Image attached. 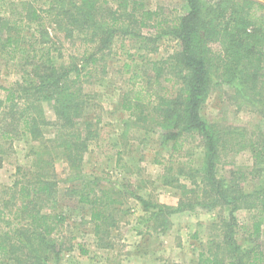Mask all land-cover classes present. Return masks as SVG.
Returning a JSON list of instances; mask_svg holds the SVG:
<instances>
[{"label": "rangeland", "instance_id": "rangeland-1", "mask_svg": "<svg viewBox=\"0 0 264 264\" xmlns=\"http://www.w3.org/2000/svg\"><path fill=\"white\" fill-rule=\"evenodd\" d=\"M11 1L20 10V0H7L8 7ZM28 1L25 19L19 24L21 30L14 33L31 39L39 20L32 21L30 16L37 9L44 19L42 30L48 31L42 40L52 50L56 64L67 65L71 60L83 63V42L68 40L63 31L53 30L52 17L46 13L51 0ZM135 1L155 12L148 27L138 28L128 15L134 4L127 8L124 4ZM2 7L0 0V10ZM103 7L106 12L128 11L126 27L137 31L135 35L119 34L98 60L97 72L81 81L89 95L85 98V120L95 122V135H89L82 163L70 168L66 161L49 153L48 143L39 146L41 140L32 139L19 125V108H0L4 121L14 122L12 127L17 130L11 132V140L0 137V202L10 200L9 188L15 182L36 181L38 175L49 172L52 192L41 193L36 208L64 217L52 234L59 251L56 264H203L213 254L229 261L232 247L226 242V233L231 222L233 238L241 246L255 245L264 253V225L259 231L255 229V223L264 218V105L253 108L237 99V87L217 85V74L203 104V116L218 125L216 179L237 206L233 212V203H222L203 174L205 141L197 130L183 131L177 137L179 150L174 151L175 141L168 140V129L155 120V114L145 111L131 117L122 105L124 93L147 88L155 64L168 70L180 49L172 26L185 12V0H108ZM227 8L231 13L238 7ZM11 15L12 19L17 16ZM209 49L222 54L217 39L209 42ZM0 69V84L16 89L31 66L1 54ZM136 73L140 77H133ZM162 83L165 87L172 84ZM0 96L5 97L4 90ZM41 105L52 120L48 129L56 132L52 104ZM82 191L97 204L81 202ZM3 204L8 216L0 222V234L10 231L11 240L16 241V220L10 215L14 208ZM97 211L102 212L100 222L92 219ZM81 248L88 253L83 254Z\"/></svg>", "mask_w": 264, "mask_h": 264}, {"label": "trees", "instance_id": "trees-1", "mask_svg": "<svg viewBox=\"0 0 264 264\" xmlns=\"http://www.w3.org/2000/svg\"><path fill=\"white\" fill-rule=\"evenodd\" d=\"M107 1L49 2L46 13L52 17L50 23L55 26L53 30H61L68 40L80 39L79 42L84 44L80 55L83 63L71 60L67 65H57L52 50L44 45L45 41L42 40L44 33L48 31L42 30L44 19L38 10L33 9L31 12L30 19H38L39 23L28 40L25 35H17L14 32L21 30L19 24L25 19L30 1L20 0L22 7L18 10L15 8L18 5L15 1H11V7H8L7 0H1L3 7L0 10V56L6 54L10 60L22 66L24 62L28 63L31 70L25 73L22 82L16 84V89L0 84V90L5 91V97L0 96V108L12 111H18L19 108V125L32 139L41 140L39 146L44 147L47 146L45 142L48 143L49 153L66 161L70 168L80 166L84 158L83 153L88 149L89 135H95V122L85 120V98H89V95L84 93L81 81L93 71L97 72L98 60L103 57L105 50L111 49L119 34L135 35L137 31L126 27L125 16L128 11L115 9L106 12L103 4ZM217 1L213 5L204 0H185V12L172 26V33H175V38L180 42V49L169 64L168 70L167 67L160 68L155 64V72L150 75L147 88L142 86L138 91L131 89L124 93L122 105L130 112L131 117L145 111L155 114V120L168 129V140L175 141L174 151L179 150L177 137L183 131L197 130L205 141L206 167L203 174L222 203H233L234 212L237 206L228 199L224 186L216 179L220 135L215 129L218 125H212L203 116L202 108L210 96L216 74L217 78H220L216 81L217 85L225 83L237 87V99L245 100L243 102L253 108L264 105V1ZM225 2L229 4H224ZM130 3L134 4L132 12L128 14L132 22L138 28L148 27V22L152 20L155 12L141 7L139 1L126 2L124 7L127 8ZM227 7L238 8L229 13ZM11 14L17 16L12 19ZM13 28L16 30L13 31ZM213 39L219 42L222 54L210 51L209 42ZM144 49L147 50V45ZM214 59H218L216 64ZM128 66L131 65L127 64L126 67ZM15 70L17 73L20 71ZM133 77H140V74L136 73ZM162 82L172 84L165 87ZM143 88L145 92L142 91ZM44 102L52 104L58 125L56 132L48 129L52 120L46 116L41 105ZM237 102L242 104V101ZM1 115H5L3 111H0V137L3 140H11V132L15 130L12 126L15 123H6ZM47 136L49 139H46ZM48 177L49 172L45 171L38 175L39 179L36 181L15 182L9 188L10 200L0 202V222H4L8 216L6 208L1 205L3 203L14 208L10 215L13 214L16 220L13 230L16 241L11 240L10 231L0 234V264H56L54 258L59 255V251L52 234L64 217L53 212H40L36 208L40 202V194L52 192L53 183ZM83 184L86 186L87 182L84 181ZM79 200L93 206L97 204V201H91L84 191ZM142 202L146 204V201ZM102 217L101 211L92 214V219L99 222ZM262 225L264 218L255 223V229L259 231ZM233 229L234 223L231 222L227 228L226 242L232 247V258L226 261L213 254L207 257L203 264L264 262V253L255 245L249 248L241 246L233 238ZM81 251L83 254L88 253L83 248Z\"/></svg>", "mask_w": 264, "mask_h": 264}]
</instances>
